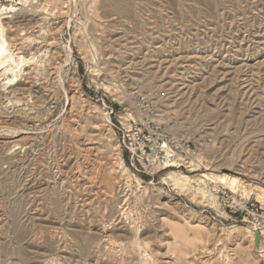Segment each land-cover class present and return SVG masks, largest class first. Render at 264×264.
Here are the masks:
<instances>
[{
    "label": "rangeland",
    "instance_id": "1",
    "mask_svg": "<svg viewBox=\"0 0 264 264\" xmlns=\"http://www.w3.org/2000/svg\"><path fill=\"white\" fill-rule=\"evenodd\" d=\"M113 1L0 0L24 60L12 83L0 68V264H264L247 225L164 183L237 174L264 209V0ZM134 92L194 139L199 171L131 160L110 109Z\"/></svg>",
    "mask_w": 264,
    "mask_h": 264
},
{
    "label": "built area",
    "instance_id": "2",
    "mask_svg": "<svg viewBox=\"0 0 264 264\" xmlns=\"http://www.w3.org/2000/svg\"><path fill=\"white\" fill-rule=\"evenodd\" d=\"M131 103L125 111L130 113L122 115L116 108L110 109L111 124L131 160L147 170L199 171V150L194 139L173 133L174 125L165 120L157 100L134 92ZM208 192L228 219L240 221L262 238L264 209L258 203H251L223 185Z\"/></svg>",
    "mask_w": 264,
    "mask_h": 264
},
{
    "label": "bare ground",
    "instance_id": "3",
    "mask_svg": "<svg viewBox=\"0 0 264 264\" xmlns=\"http://www.w3.org/2000/svg\"><path fill=\"white\" fill-rule=\"evenodd\" d=\"M108 4H113L114 8H117V4L112 0H107ZM7 40L3 38L2 41H0V68H4V74L3 76L6 77L8 83H12L14 79L18 78V74L21 72L15 71V68L13 65L15 64L17 67L21 66L23 64L22 56L18 57V59H14L12 55L9 54L8 47H7ZM12 62V63H11ZM12 73L14 76V79H10L9 74ZM12 76V75H11ZM11 85V84H10ZM9 131V130H8ZM205 178L215 180L224 186L226 188L232 190L233 192H237L238 190H242L246 194H250L252 191L255 192L256 188L254 185L246 184L237 174H223V175H204ZM195 177L182 174L179 172L172 171L167 174V176L164 178V183L169 185L172 184L174 187L181 191H195L196 193H193V195L200 194L203 196V198L206 199L207 202H210L211 204H216L215 198L213 196L208 195V191L205 189H202L201 187L197 188L193 186V183L195 182ZM203 182V180H202ZM220 184V185H221ZM260 188V187H259ZM257 200L259 203H261L262 206H264V189L263 191L258 192L257 191ZM19 210V209H18ZM22 233L21 230H17V234L20 235ZM252 234H254L252 232ZM256 237V235L254 234ZM253 237V236H252ZM263 239V241H262ZM251 242L254 245V249L257 253H264V235L260 240L257 241V239L252 240Z\"/></svg>",
    "mask_w": 264,
    "mask_h": 264
},
{
    "label": "water",
    "instance_id": "4",
    "mask_svg": "<svg viewBox=\"0 0 264 264\" xmlns=\"http://www.w3.org/2000/svg\"><path fill=\"white\" fill-rule=\"evenodd\" d=\"M260 238H261L260 237V233H256V239H257V241L260 240Z\"/></svg>",
    "mask_w": 264,
    "mask_h": 264
}]
</instances>
